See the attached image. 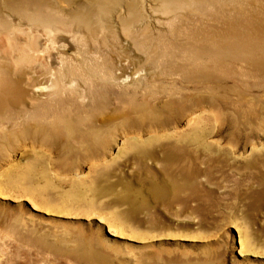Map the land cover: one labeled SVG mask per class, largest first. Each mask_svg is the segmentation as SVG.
<instances>
[{
    "label": "rangeland",
    "instance_id": "1",
    "mask_svg": "<svg viewBox=\"0 0 264 264\" xmlns=\"http://www.w3.org/2000/svg\"><path fill=\"white\" fill-rule=\"evenodd\" d=\"M118 31L117 38L102 33L111 54L115 40L125 42ZM244 34L252 35L257 54L264 52V38ZM165 38L156 48L157 72L196 64L201 50L190 35L168 31ZM6 41L0 30V55L9 50ZM236 49L207 42L199 58L223 76L217 104L208 99L170 122L157 115L135 125L128 119L85 140L84 110L106 107V94L146 104L149 92L145 81L138 94L100 78L96 59L85 60L80 44L64 50L79 63L84 86L80 126L60 136L41 126L49 112L71 114L69 92L44 105L28 100L7 108L14 118L0 119V264H264V72L246 65L255 53ZM184 130L192 132L186 149L169 154L183 161L164 162L159 145ZM149 145L152 154L136 153L135 146Z\"/></svg>",
    "mask_w": 264,
    "mask_h": 264
},
{
    "label": "bare ground",
    "instance_id": "2",
    "mask_svg": "<svg viewBox=\"0 0 264 264\" xmlns=\"http://www.w3.org/2000/svg\"><path fill=\"white\" fill-rule=\"evenodd\" d=\"M175 23L179 27H173ZM162 26H167V30ZM0 30L6 35L9 48L0 55V119L14 118L7 108L17 110L28 100L44 105L55 95L69 92L67 103L71 114L63 119L49 112L47 122L41 124L44 130L57 136L64 128L80 126L77 100L84 98V86H80L76 76L75 66L79 63L62 53L73 45L83 47L85 60L96 59L100 78L127 84L137 93L145 81L150 97L143 104L118 95L113 101L106 94V107L84 110L89 118L83 140L90 139L95 132L122 126L128 119L135 125L143 115H157L170 122L201 110L198 107L208 99L212 104L220 101L219 82L223 76L216 69L200 64L207 42L219 49L228 47L230 51L247 48L256 54L245 59L250 72L253 70L257 75L264 72V52L257 54L255 44L250 42L252 35L244 34H253L258 40L264 38V0H0ZM118 30L125 35V42L115 40L111 54L102 33L109 31L117 38ZM168 31L190 35L201 50L196 64L172 63L161 72L155 70L160 61L156 48L158 43L166 44ZM16 32L27 38L21 40ZM190 133L184 130L176 139L169 138L171 141L159 145L167 152L164 162L183 161L169 154L171 150L186 149ZM135 148L140 156L153 153L150 145ZM169 180L172 185L176 183L174 177Z\"/></svg>",
    "mask_w": 264,
    "mask_h": 264
}]
</instances>
